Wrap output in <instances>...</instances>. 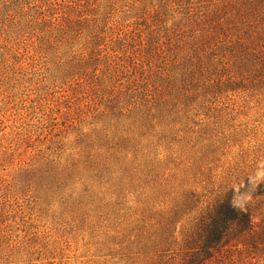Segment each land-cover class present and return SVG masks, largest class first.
I'll return each mask as SVG.
<instances>
[{
  "label": "rangeland",
  "instance_id": "rangeland-1",
  "mask_svg": "<svg viewBox=\"0 0 264 264\" xmlns=\"http://www.w3.org/2000/svg\"><path fill=\"white\" fill-rule=\"evenodd\" d=\"M163 4L0 0V264H151L184 186L264 225V91L143 120L180 33Z\"/></svg>",
  "mask_w": 264,
  "mask_h": 264
},
{
  "label": "trees",
  "instance_id": "trees-1",
  "mask_svg": "<svg viewBox=\"0 0 264 264\" xmlns=\"http://www.w3.org/2000/svg\"><path fill=\"white\" fill-rule=\"evenodd\" d=\"M163 1V15L177 6L180 33L168 34L172 59L167 75L141 99L149 129L166 114L188 115L194 103L198 108L208 97L264 91V0ZM183 191L142 248L151 254V264H264L259 255L264 253V225L254 222L251 205L237 208L230 190L204 195L184 186ZM263 194L258 190L254 196Z\"/></svg>",
  "mask_w": 264,
  "mask_h": 264
}]
</instances>
